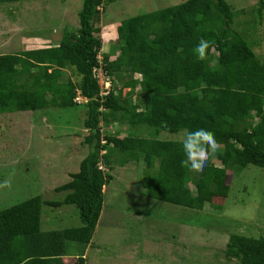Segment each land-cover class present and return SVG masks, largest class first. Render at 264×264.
Listing matches in <instances>:
<instances>
[{
  "label": "trees",
  "instance_id": "trees-1",
  "mask_svg": "<svg viewBox=\"0 0 264 264\" xmlns=\"http://www.w3.org/2000/svg\"><path fill=\"white\" fill-rule=\"evenodd\" d=\"M19 1L0 0V5ZM116 1L83 0L79 27L66 29L57 45L0 54V115L83 107L88 131L87 154L78 171L55 188L64 193L63 200L36 196L0 210V264H21L28 256L33 257L30 264H64L66 242L88 245L103 210L104 188L113 179L106 167L113 163L142 159L147 173L143 195L191 209L213 205L215 197L217 203L227 199L229 170L239 174L249 165L264 168V62L235 30L237 16L230 4L187 0L127 18L117 28L114 58L101 60L98 24L102 10ZM201 38L211 42L203 61L193 53ZM99 68L112 80L106 95L96 77ZM68 69L80 77L78 83L62 82ZM114 78L122 82L117 96ZM124 89H129L125 95ZM80 97L82 103L76 101ZM123 123L145 126L150 133L146 138L132 130L123 138L104 135V125ZM200 128L214 132L223 150L210 157L203 172L192 173L181 166L185 157L179 144L159 140V135ZM115 152L123 159H113ZM43 204L75 206L82 225L43 232ZM225 254L239 264H264V238L233 234ZM77 262L84 264L82 254Z\"/></svg>",
  "mask_w": 264,
  "mask_h": 264
},
{
  "label": "rangeland",
  "instance_id": "rangeland-1",
  "mask_svg": "<svg viewBox=\"0 0 264 264\" xmlns=\"http://www.w3.org/2000/svg\"><path fill=\"white\" fill-rule=\"evenodd\" d=\"M185 1L112 2L102 10L98 24L103 44L100 59L105 55L114 58L117 53V28L121 21ZM226 1L237 16L235 30L264 62V0ZM82 7L83 0H20L0 5V54L57 45L66 29L79 27ZM70 79L74 83L80 81L74 70H65L62 82ZM113 81L117 96L122 82L117 78ZM128 91L124 89L123 95ZM82 108L0 115V174L11 180V188H0V210L36 196L44 201L63 200L64 193L54 189L69 181V174L78 171L87 154L84 144L88 135L84 128L87 110ZM103 133L129 134L120 124L104 125ZM166 136L177 140L182 134ZM25 164L28 166L24 167ZM118 166L114 167L105 195L107 208L102 224L107 225H101V233L112 237L107 238L101 250L105 256L96 257L98 248L90 249L95 254L88 257V264H239L225 254L230 236L264 238V168L249 165L239 174L229 170L230 192L220 206H197L186 213L174 206L175 210L168 212L163 204L148 218V213L140 217L141 210L134 203L143 170L123 172V167ZM143 173L146 176V169ZM47 218L52 222H46ZM41 221L43 230L77 227L82 223L77 208L66 205L55 208L43 204ZM85 247L82 246L83 250ZM133 247L135 257H130ZM119 254L122 257H116Z\"/></svg>",
  "mask_w": 264,
  "mask_h": 264
},
{
  "label": "crops",
  "instance_id": "crops-1",
  "mask_svg": "<svg viewBox=\"0 0 264 264\" xmlns=\"http://www.w3.org/2000/svg\"><path fill=\"white\" fill-rule=\"evenodd\" d=\"M31 113H36V112H31ZM121 125H124L125 126V129L127 130V132L130 131V130H132L133 131V134L135 133V135H137L136 137H141V138L145 137L146 138V136L150 133V129H148L145 126H138V128H131L127 123H125V124L123 123ZM166 134L167 133H165V132H161L160 135H159V140L177 142L179 144L178 145V152H179L180 155H183L184 156L183 149H182V140H183V137H184V132H180V133H177V134H172V135H176V136H178V134H182L183 137L181 136L180 139L176 138L177 140H173V139L171 140L169 138V136H166ZM168 135H169V133H168ZM120 137L123 138L125 136H120ZM222 150H223V147L221 146L219 148V150H218V153H220ZM113 155L114 156L112 158L115 159V160H118L119 161V160H122L123 159L122 157H120L121 155L119 156L116 152ZM136 164H138L139 167ZM215 164L218 167L221 166L220 162L217 159L215 160ZM118 165H121L123 167V172H126L129 169L131 171H137V169H138L139 172H141L142 170L145 171V169H146L145 168V163L141 159V161H136V162H131L130 161V162H124L123 164L113 163L111 169L109 167H106V171L109 172V174L112 176L113 171H114V167L115 166L116 167H119ZM2 166H4V165H2ZM27 166H28V164H25L24 165V167H27ZM50 166H51V164H50ZM143 171L141 172L140 175H143L144 174V177L142 179H139L138 180V183H137V189H138V191L135 194L136 195L135 197H136L137 200H134L135 206L136 207H139V209L142 212L141 213V212L138 211L140 217H142V215H144V213L146 215L148 213V218H149L150 216H152L156 212V210L159 208V206L161 207V206H163V204H165L164 205L165 210L168 211V212H172V210H175V209H172L173 206H174V208L175 207H178L180 210H182V211H184L186 213H189V212H192L193 211L191 208H186V207H183V206H177V205H173V204H170V203H163V202H160V201H156V200L149 199L146 196H144L143 195L142 182L145 180V177L146 176H145V173H143ZM157 171H158V162L155 164V167L151 170V174L155 175ZM146 175H147V173H146ZM7 177L8 176H6V175L0 174V181L3 182L5 179H7ZM189 186H190V188H191L192 191H195L193 189L194 185L189 184ZM107 189H108V187H105L104 188V193L105 194L107 192ZM10 194L13 196L12 193H10ZM216 199H217V197H215L213 199V205H214V203H216V204H222L223 203V202L222 203L221 202L217 203ZM106 208H107V205H106V203L104 201L103 210L101 212V216H100L99 222L97 224V227L95 229L93 238H92L91 242L88 245H84V246H86L85 247V250H83V248H82L83 244H80L78 242H70V241L69 242H66L67 252H66V255L64 257H61V260H62V262L64 264H77L78 263L77 262V259H78V257H80L81 254H82V257L85 260L84 264H88V257H90L91 255L93 257L94 254H95V252H93V251L90 252V249L91 248H98L97 249V254H95L96 257H103V256H105L104 253L101 250H104L103 249V245H105V243L107 241V238H111L112 237L111 234H106L104 236V234H102L104 232L101 233V228H102L101 225H103V226H106L107 225V224H102V222L104 220V216L106 214ZM147 208H148V211H147ZM46 222H52V219L51 218H47L46 219ZM81 225H82V223L79 226H77V227H80ZM145 226H147V225H145ZM185 227H188L187 224H185ZM65 228H69V227H65ZM65 228H60V229L53 228V229H49V230H43L42 229V221H41V230L43 232H50V231H55V230H63ZM124 249H128V248L127 247H124ZM124 249H122V251H124ZM115 251H113V252L116 253ZM130 251H133L132 254L130 255V257H135V254L134 253H136V248L133 247ZM110 256H112V255H110ZM116 257H122V255L119 254Z\"/></svg>",
  "mask_w": 264,
  "mask_h": 264
},
{
  "label": "clouds",
  "instance_id": "clouds-1",
  "mask_svg": "<svg viewBox=\"0 0 264 264\" xmlns=\"http://www.w3.org/2000/svg\"><path fill=\"white\" fill-rule=\"evenodd\" d=\"M211 42L201 38L193 49V53L200 61L206 59ZM221 147L214 132L207 129H197L184 132L182 149L185 159L181 161V166L192 173H201L209 163L211 156L215 155ZM0 188H11V180L5 179L0 182ZM33 257L28 256L21 261V264H30Z\"/></svg>",
  "mask_w": 264,
  "mask_h": 264
},
{
  "label": "built area",
  "instance_id": "built-area-1",
  "mask_svg": "<svg viewBox=\"0 0 264 264\" xmlns=\"http://www.w3.org/2000/svg\"><path fill=\"white\" fill-rule=\"evenodd\" d=\"M96 77L99 79L100 87L102 88L103 95H106L111 92L112 90V80L111 78L106 75L102 68H99L95 70ZM76 101L81 102L83 101V98H77Z\"/></svg>",
  "mask_w": 264,
  "mask_h": 264
}]
</instances>
